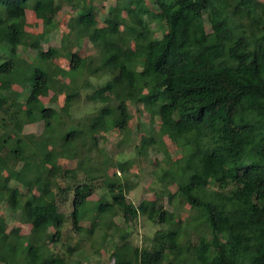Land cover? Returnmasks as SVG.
<instances>
[{"label": "trees", "instance_id": "obj_1", "mask_svg": "<svg viewBox=\"0 0 264 264\" xmlns=\"http://www.w3.org/2000/svg\"><path fill=\"white\" fill-rule=\"evenodd\" d=\"M64 4L76 13L66 23L74 38L67 33L60 48L44 51L41 42L56 29V15ZM157 8L154 18L163 22L166 32L153 40L144 0L110 8L103 27L92 0H0V45L7 43L13 56L19 46L28 45L37 60L0 62V206L7 203L30 226L26 236L19 229L7 232L0 218V264H71L65 256L45 255L38 239L47 237L46 229L51 228L50 241L59 242L64 224L60 208L70 192V225L76 233L82 230L91 183L58 187L56 192L53 188L58 178L75 180L79 170L96 181L92 173L98 170L84 171L79 160L75 170H64L58 160L77 159L71 148L79 141L84 145L85 137L97 146L98 134L124 130L130 119L128 103L137 113L144 110L159 119L157 138L142 137L138 154L157 149V142L166 137L176 144L180 157L159 176L164 191L138 206L127 202L126 184L106 177L111 201L95 204L97 216L119 215L126 224L143 216L173 226L174 213L161 200L167 197L170 202L179 195L199 213L211 239L182 243L179 233L161 228L149 247L117 246L112 264H264V5L254 0H159ZM28 10L42 28L37 35L26 34ZM83 39L98 50L97 57H81L71 50ZM59 58L67 59L72 82L90 69L84 88L92 87L86 77L109 76L88 96L90 102L103 104L88 119V131L71 127L56 133V127L62 130L59 112L40 99L51 88L48 71ZM29 68L32 85L21 103L25 89L13 87L19 86L20 72ZM58 81H53L54 90L64 93L61 112L68 115L79 101L80 87L63 89ZM38 122L44 124L41 134H20L19 126ZM116 168L123 172L122 164ZM172 185H177L174 194L168 190Z\"/></svg>", "mask_w": 264, "mask_h": 264}, {"label": "rangeland", "instance_id": "obj_2", "mask_svg": "<svg viewBox=\"0 0 264 264\" xmlns=\"http://www.w3.org/2000/svg\"><path fill=\"white\" fill-rule=\"evenodd\" d=\"M126 1L92 0V6L98 15L99 26H105V20L109 17L108 13L110 8L115 7L118 3L123 5ZM158 1L144 0L145 6L149 10V14L145 16V19L148 22V28L153 40L160 39L166 32L163 22L154 18L158 13ZM254 1L264 5V0ZM75 15L76 13L69 4H64L61 7L56 15L57 27L46 37L45 41L41 42L42 50L46 51L50 47L60 48L62 36L68 33L66 23ZM122 15L126 17L125 13ZM25 19L26 34L37 35L42 31V28L30 10L27 11ZM205 24L207 25L206 22ZM207 29L209 30L208 26ZM67 37L73 39L74 34L68 33ZM76 48L77 46L71 48V50H78V54L81 57L90 56L95 58L99 54L98 50L87 39L80 41V47ZM10 49L11 47L7 43L0 45V62L8 61L12 58L14 60H23L30 64L37 62L35 50L28 45L19 46L15 56L11 55ZM67 70L68 61L66 58H59L52 62L48 71L51 88L45 97L40 98L45 107H53L59 112L57 121L62 130L59 132L56 127L54 131L60 135L68 128L71 130V127L77 130L88 131V119L94 116L103 106L100 103L95 104L90 102L88 96L94 89L104 86L109 79L107 74L102 73L99 77H86L92 87L84 88L82 87L85 79L84 76L86 73H89L90 69L88 68L86 70L83 77L75 76L73 82L67 77ZM31 75V68H29V71L24 70L20 72L19 80L16 83L19 86H14L13 88L18 91L23 88L25 91L20 95L18 94V102L22 103L26 99V93L32 85ZM28 76L29 79L27 80L26 77ZM2 77L11 78L9 76ZM55 79L59 80V86L63 89L70 86L69 88L72 91V87H80L79 101L72 104L68 115L61 112L65 95L63 92L56 94L54 90L55 84H53ZM20 84H22L21 87ZM27 86L28 90L26 91ZM114 104V101L110 103L111 106ZM128 112L130 119L124 130L118 131L112 129L108 132L98 134L96 136L97 146L90 143L91 139L89 137H85L83 140L84 145L82 141H79L75 147L71 148V151L77 154V159L74 156H68L66 159L58 160V164L64 170H75L77 168V160L82 162V169L86 172L89 168L90 170L96 168L98 171L96 174L92 173V175H97V179L96 181L90 182L85 178V174L81 170L76 171L75 180L69 176L66 178H58V186L53 188L55 192L58 187L69 186L72 189L78 183L86 182L91 183L93 194L89 198L87 211L81 223L82 230L76 233L70 225V214L72 211L70 199L72 192L70 194L68 193V202L60 208V211L64 215V224L61 229L59 242L52 243L50 241V235L54 232L51 228L46 229L47 237L41 238V241L38 239L39 244L45 248V255H51L53 257L65 256L71 264H112L114 260L113 254L117 246L149 247L154 233L161 228L179 233L182 243L187 239H190L191 242H196L200 237H205L206 240L211 239V234L207 226L202 223L199 213L185 204L179 195L171 199L170 202H168L167 197H163L161 200L164 208L174 213L175 225L173 226L158 225L149 222L143 216H139L136 223L132 222L129 224L124 223L122 217L119 215L106 213L103 216H97L95 204L111 201L108 187L104 182L106 177H110L113 181L126 184L128 187L125 192L127 202L138 206L141 201L154 200L155 195L160 190L164 191L159 176L171 168L174 161L180 157V151L176 148V144L166 137H163L162 142H157L155 145L157 149L148 148L139 155L136 149L139 147L142 137L157 138L159 119L144 110L137 113L132 103H128ZM18 128L22 135H39L44 130V124L43 122L35 124L24 123ZM57 144L59 148L63 146V142L60 140H58ZM119 163L123 165V172L116 168ZM46 169H49V167L46 166ZM19 188L22 192H26L25 187L19 186ZM214 188V186H209V189ZM168 190L172 194L176 193L177 185L170 186ZM35 194V199L39 200L40 195ZM0 218L7 224V232L12 229H19L20 235H29L30 226L24 224L20 212H11L7 203H3L0 206ZM92 223L95 225L92 232H89ZM25 243L27 244L26 241ZM69 249H72V251ZM18 261L23 263V260Z\"/></svg>", "mask_w": 264, "mask_h": 264}]
</instances>
